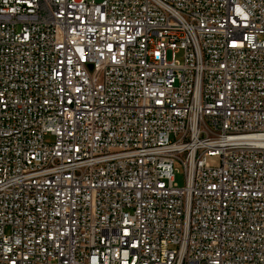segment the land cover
<instances>
[{"label": "built area", "instance_id": "obj_1", "mask_svg": "<svg viewBox=\"0 0 264 264\" xmlns=\"http://www.w3.org/2000/svg\"><path fill=\"white\" fill-rule=\"evenodd\" d=\"M0 264H264V0H0Z\"/></svg>", "mask_w": 264, "mask_h": 264}, {"label": "rangeland", "instance_id": "obj_2", "mask_svg": "<svg viewBox=\"0 0 264 264\" xmlns=\"http://www.w3.org/2000/svg\"><path fill=\"white\" fill-rule=\"evenodd\" d=\"M97 1H101V0H97ZM182 56V53H179L178 54V57L181 58ZM167 58L168 60H171L172 59V51H168V55H167ZM54 140V137L52 135H48L46 137V141L48 142H51ZM208 160L211 162V163H214V164H217L219 162V158L216 157V158H213V157H209ZM174 168L176 170V173H175V182L179 185V186H183L185 184V171H184V167L183 165L176 161L175 164H174Z\"/></svg>", "mask_w": 264, "mask_h": 264}]
</instances>
